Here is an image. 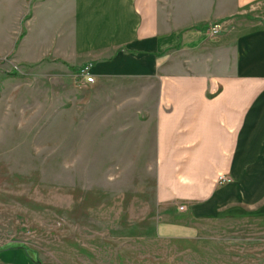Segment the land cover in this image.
I'll return each instance as SVG.
<instances>
[{"label":"rangeland","instance_id":"1","mask_svg":"<svg viewBox=\"0 0 264 264\" xmlns=\"http://www.w3.org/2000/svg\"><path fill=\"white\" fill-rule=\"evenodd\" d=\"M58 1L0 4V264H264V218L196 222L187 239L156 233L148 130L132 120L155 84L85 82L67 59L72 8ZM243 16L264 26V0ZM62 19L64 39L45 38L31 61L36 29Z\"/></svg>","mask_w":264,"mask_h":264},{"label":"crops","instance_id":"2","mask_svg":"<svg viewBox=\"0 0 264 264\" xmlns=\"http://www.w3.org/2000/svg\"><path fill=\"white\" fill-rule=\"evenodd\" d=\"M258 1H58L72 8L71 64H90L94 79L155 84L152 97L136 98L132 120L148 130L162 237L191 238L208 219L264 218V26L243 16ZM63 22L42 21L25 46L31 61L45 38L64 39ZM218 22L220 33L206 35Z\"/></svg>","mask_w":264,"mask_h":264},{"label":"built area","instance_id":"3","mask_svg":"<svg viewBox=\"0 0 264 264\" xmlns=\"http://www.w3.org/2000/svg\"><path fill=\"white\" fill-rule=\"evenodd\" d=\"M221 29V24L214 23L207 27V34L210 36H215ZM79 76L83 77L84 81L90 83L94 80V76L90 73V64H84L79 69ZM231 178L226 174H219L216 178L218 184H223L230 182Z\"/></svg>","mask_w":264,"mask_h":264}]
</instances>
